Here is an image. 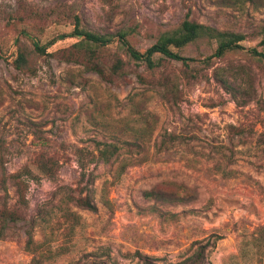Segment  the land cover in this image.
Here are the masks:
<instances>
[{"label": "rangeland", "instance_id": "rangeland-1", "mask_svg": "<svg viewBox=\"0 0 264 264\" xmlns=\"http://www.w3.org/2000/svg\"><path fill=\"white\" fill-rule=\"evenodd\" d=\"M75 16L111 44H51ZM186 18L245 35L242 49L215 57L210 35L174 48L188 65L156 55L149 70L119 41L127 33L145 52ZM254 50L264 55V0H0V208L19 206L16 174L26 197L24 219L0 237V264H190L201 247L200 264H264ZM88 195L96 211L79 205Z\"/></svg>", "mask_w": 264, "mask_h": 264}, {"label": "trees", "instance_id": "trees-1", "mask_svg": "<svg viewBox=\"0 0 264 264\" xmlns=\"http://www.w3.org/2000/svg\"><path fill=\"white\" fill-rule=\"evenodd\" d=\"M210 35H215L217 42H218V48L216 52L214 53L215 57H222L225 55L228 51H234L238 49H242L241 43L245 41V35L240 33H230V32H221L218 30H214L208 26H205L200 23L193 22L189 20V18H186L182 24L180 25L179 29H177L172 34H166L163 35L153 46L148 48L145 52H141L137 49H135L133 46L130 45L129 41L127 40V33H122L119 35V41L124 46L126 52L129 54L130 58L134 62H140L143 63L147 69L154 70L157 68L158 63L155 61L156 55H161L166 58H169L174 61L182 62L185 65H188L189 62L193 61V59L186 58L178 54L174 51L175 49H182L186 47L187 45L194 43L198 39L202 37H207ZM66 38H81L85 41L94 43L98 46H108L111 44L112 39L111 37L96 34L90 31L85 30L81 25V20L79 17L75 16V23H74V30L70 34L62 35L61 37L55 38L51 44H54L58 40H64ZM36 51L40 53L46 52V47H40L39 44H35ZM254 54L258 56H264L261 53H258L256 50L253 51ZM211 59V57H210ZM209 59V60H210ZM122 60L120 59L116 65L113 67V73H119L122 69L121 66ZM26 64V59L24 56L20 55L18 59L15 61V65L18 69H23L24 65ZM92 70L96 71L98 74H100L103 78H106V75L104 71L97 65L94 64L92 67ZM111 148V146H109ZM100 150V156L99 158L109 161L108 153L111 154L112 152H116L117 149L113 148L111 149ZM112 153V154H113ZM92 160H95L94 155ZM87 162H82V169L84 170L82 172V180L87 177V173L85 172L87 168ZM40 165L45 168L50 174L54 175L55 173V163H49L45 161H41ZM29 173V172H28ZM27 175V174H26ZM23 176L20 174L14 175L12 178L14 179L15 186L17 188V196H18V203L19 206L15 208L7 207V204L0 208V237L3 238L5 236L4 228L6 225L10 222H18L24 219L23 216V210L26 207V201H25V185L23 184ZM0 188L3 191H7V181L5 179L0 181ZM83 190V189H82ZM80 190V191H82ZM79 205L92 211H96V205L93 202L92 196L88 195L86 197L79 198ZM204 247H201L199 249V252L196 253V256L190 258V264H200V261L203 259L204 256ZM180 264V263H179ZM184 264V263H182Z\"/></svg>", "mask_w": 264, "mask_h": 264}]
</instances>
